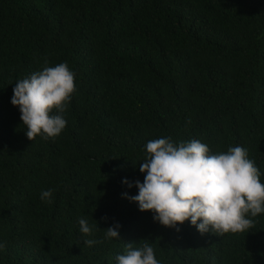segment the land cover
<instances>
[{"label": "trees", "instance_id": "16d2710c", "mask_svg": "<svg viewBox=\"0 0 264 264\" xmlns=\"http://www.w3.org/2000/svg\"><path fill=\"white\" fill-rule=\"evenodd\" d=\"M45 60L66 62L77 90L63 132L32 141L11 98ZM168 137L241 146L264 183V0H0V264H118L129 242L160 264H264V214L202 234L124 197L147 142Z\"/></svg>", "mask_w": 264, "mask_h": 264}, {"label": "clouds", "instance_id": "9594fccd", "mask_svg": "<svg viewBox=\"0 0 264 264\" xmlns=\"http://www.w3.org/2000/svg\"><path fill=\"white\" fill-rule=\"evenodd\" d=\"M76 74L64 63L49 66L15 83L11 103L21 112L26 135L56 138L67 126L63 113L76 92ZM147 158L139 165L144 181H135L138 194L124 197L137 202L139 210L151 211L163 226L174 228L190 221L203 234L211 230L219 235L248 232L255 227L253 218L264 214V183L261 172L248 151L229 147L212 154L199 140L179 142L168 138L149 140ZM129 188L133 183L123 181ZM53 191L44 190L41 199L52 203ZM80 231L93 234L95 226L79 218ZM119 223L106 228L107 239H120ZM179 231V228H177ZM96 240L88 239L91 247ZM3 247V245H0ZM118 264H160L154 248L144 242L134 248L126 245L125 254L116 257Z\"/></svg>", "mask_w": 264, "mask_h": 264}]
</instances>
